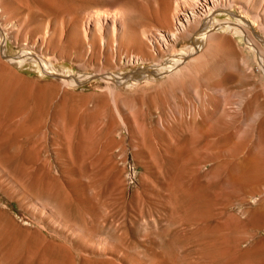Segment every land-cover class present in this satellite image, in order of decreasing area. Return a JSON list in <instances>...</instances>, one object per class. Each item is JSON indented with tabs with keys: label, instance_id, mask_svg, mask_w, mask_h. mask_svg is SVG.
I'll return each mask as SVG.
<instances>
[{
	"label": "rangeland",
	"instance_id": "rangeland-1",
	"mask_svg": "<svg viewBox=\"0 0 264 264\" xmlns=\"http://www.w3.org/2000/svg\"><path fill=\"white\" fill-rule=\"evenodd\" d=\"M6 1L0 0V23L13 33L7 39L8 55L23 47L43 56L46 50H54L73 57L79 56L83 46L71 29L86 14L121 7L126 10L124 19L129 28L148 24L147 29L153 31L167 25L173 4L172 0ZM260 2L248 0L253 11H260ZM237 10L235 7L232 12L237 14ZM46 24L51 27L47 36H53L51 43L38 41ZM125 37L122 44L128 47ZM216 41L211 39V50ZM1 44L0 40V51L4 49ZM189 45L191 41L185 49ZM202 55L196 66L192 64L195 59L191 62L193 71L190 68L192 72H186L191 77L176 78L178 84L185 78L188 87L175 90L150 115L126 118L125 125L114 112V98H118L116 104H132L129 93L139 92L141 87L145 92L160 89L165 86L161 79L140 87L131 82L113 86L94 76L91 66L79 69L68 60L59 65L64 70L59 76L45 72L41 65L30 74L14 76L0 70V264L264 263V216L259 210L264 205V192L253 196L250 190L237 193L226 188L221 177L212 175L216 159L204 154L209 147L226 159L239 157L243 137L251 139V129L264 123L263 110L257 120L238 117L230 125L226 114L240 102H252V93L261 91L259 80L242 79L228 87L231 91L225 89L229 100L225 110L220 107L213 115L212 108L206 107L204 114L213 117L211 128L198 133L196 143L190 145L188 131H180L178 126L197 129L202 124L200 118L188 119L186 115L198 107L204 92L203 82L195 81V77L212 69V65L205 67L207 62L215 63L213 51ZM220 59L224 64V58ZM212 71L217 78L220 69ZM76 73L91 77L72 83L69 77ZM115 90L121 94L115 96ZM123 94L126 98L121 99ZM262 97L260 108L264 107ZM215 98L213 95L208 101L213 103ZM158 118L169 128L167 133L158 127ZM133 120L138 123L136 133ZM222 130L226 131L225 139L217 142L215 138ZM14 179L20 183V190L15 189ZM32 201L81 229L82 238L71 235L67 226L52 224L47 213L31 207Z\"/></svg>",
	"mask_w": 264,
	"mask_h": 264
},
{
	"label": "bare ground",
	"instance_id": "bare-ground-1",
	"mask_svg": "<svg viewBox=\"0 0 264 264\" xmlns=\"http://www.w3.org/2000/svg\"><path fill=\"white\" fill-rule=\"evenodd\" d=\"M7 1L13 2V0ZM172 2L173 4L169 12V18L165 20V22L167 21V25L162 29H155L153 27L155 29L153 31H149L147 29L148 24L146 27L143 25L139 27L129 28V26L126 25L124 19L126 10L121 7L111 12H108L107 10L104 12L102 11V13H94V15L86 14V16L81 19L80 24H74L72 26L73 30L71 29L73 35H75L74 39L75 37L78 38V40H80V43L78 44L80 45L82 43L81 45L83 46L79 53V56L78 53L77 55L75 54L76 57L75 55L74 57L71 55V57L70 55L60 54L59 52H56L54 50H46V56H43L42 54L35 53L36 51L33 52L21 46L20 47L22 49L19 50V52L8 55L10 51L8 48L9 45L7 39L9 38L10 40V37L13 36V33L9 31L10 29L8 31H5L4 29L7 30V28H4L0 23V40L2 41L1 45H3L4 48L0 51V70L1 72L3 71V73L1 74H4L5 70L7 71L5 75H8L9 72L12 73L13 76L20 73L30 74V72L38 70L37 65H41V67L44 68L45 72H51L52 75L54 74V76H59L64 72V70H62L63 67L59 65L66 64L65 61L68 60L69 62L75 64L79 69H84L87 66H91L93 68L94 76H97L99 79H102L105 82L112 84L113 86H119L123 83L131 82L133 84H139L140 87V84L146 85L154 80H158L156 78H159V80L161 79V83H165V86L163 87L162 85V88H160L161 85L160 87L157 85V87L160 89L155 90L153 86V91L148 90L149 92H145L141 91L142 89H144L141 87L139 92H133L132 94L129 93V96L132 95V104H130L128 101L126 102V99L124 100L126 104H122L121 102L119 104H116V101L118 102V98H114V103L116 105L111 101L113 103V109L115 114L117 115L119 122L122 125H125L124 122L126 123V118L131 117L133 119L136 118L134 117V115L138 114L148 115L149 113L150 115L151 111H154L153 109H156V106H159L160 104L165 102V100H167L175 90L188 87V83H185L187 82L185 78L184 80L186 81L183 80V83L179 82L180 84L176 83V78L181 76V80L182 76H186L188 70L189 73H191L193 71V68L190 66L196 63L198 57L204 53L208 55L211 51H213L214 56L212 60L215 61V63L213 62L211 64V62H207L205 67L208 65H212V69L218 67L220 69L219 73L217 74L218 77L216 78V76L212 75V72H214L216 69L214 71H212V69L208 70L206 74H201L204 73L202 71L201 73H199V75L201 74V76L195 77V81L200 80L203 82V85H201V87H203L204 92L202 93L201 99H199L200 101H198V107L189 109L186 112L188 119L200 118L202 120V124L197 129H194V126H178V130L181 131L182 129H186L188 131L189 144L194 145V143H196L195 138H197L196 136L198 135V133H202V131L206 130L208 131L211 128L213 117L204 114V110L206 109V107L210 109L212 108L211 113L213 115L216 113L218 108H224L229 101L226 100L227 96L225 93V89H230L228 87L235 86V84L239 83V81H241L242 79H245L246 81H251L252 79L259 80L258 82L261 91L257 89L258 91H254V94L251 91L253 96L252 102L245 101L247 103H245L244 105L243 102H240L236 106L234 105L235 108H233L234 103L232 102L231 104L230 100L229 105H232L233 110L231 111L229 109L230 111L228 113L227 110L225 111L227 113L226 117L229 119V125L231 124L230 122H233L238 117L250 118L254 120L258 116L260 109L263 110L264 114V107H259L260 97L264 96V14L261 13L264 9V0H261L260 2V11L251 10V7L249 6L251 2L248 3V0H172ZM235 7L238 8L237 14L232 12L233 8ZM128 13L129 12H127V14ZM149 29L151 30V28ZM68 31L70 32V30ZM126 31L127 34L125 35ZM72 32L69 33L71 34V36H73ZM50 33L51 27L46 24L44 34L42 36H39V38L37 37L38 41L43 43L44 41H46L47 36ZM52 35L55 34L53 33ZM123 36H126L125 38L127 40L126 42L128 44V47H124L122 44ZM52 37L53 36L47 39V43L50 39H52ZM213 38H216V40L218 41H216L215 43L214 50H211L210 41ZM12 39L14 42V38ZM190 41L192 45H189L190 47L185 49V46ZM24 43L26 44V42ZM47 43L45 42L44 44ZM179 44H182L180 48H178ZM73 47L76 48L75 45ZM220 58H224V64H220V60H222ZM194 59L195 61H193ZM190 68L192 69V71L190 70ZM207 69L208 68H206V70ZM190 75L188 77H191ZM88 77L91 76H88V74L81 75L79 73H76L75 77L71 75V77L69 78H71L70 80L73 83L82 81L84 79L86 81L88 80L86 79ZM70 80L68 79V81ZM62 83L63 85H67L65 84L66 81L65 83L62 81ZM72 83H70V85ZM148 86L149 85H147V87ZM149 87L151 88V85ZM254 87L256 88L257 86ZM255 88H253V90ZM106 89L107 91H110L111 88ZM128 89L130 90V88ZM138 89L139 88H137V90ZM251 93L249 92V94ZM119 94H121V92L116 93L115 90V96H119ZM124 95L125 94H123L122 97L120 96V98L122 99ZM213 95L216 96V98L213 103H211V101H208V98ZM126 96H128L127 93ZM248 98L250 97L248 96ZM108 100L109 98H107V101H105L108 102ZM105 101L104 104H107L105 103ZM97 102H99V100ZM128 103L131 106L128 105ZM225 108L223 110H225ZM103 110L104 109H102V111ZM263 117L264 115L262 116V119H264ZM133 122L134 132L136 133V131L139 130L138 126H136V124L138 123L135 124V120H133ZM258 124L255 125L257 126ZM157 125L164 132L169 130L167 125L162 123L159 118L157 120ZM251 130V139L247 138L248 136L243 137L244 139L241 143L242 146L240 145L241 152H239V157L237 155H231L230 158L226 159V157H223L220 151L212 150L209 147H206L204 151L206 158L213 157L216 159V162L214 163V166L211 170L212 175L216 178L221 177L226 188L232 190L233 192L238 193L239 191H242L243 193L248 190H250V193L252 194L255 192H264V123H261L260 126L253 127ZM224 131L222 130L217 134L215 138L217 142L221 141L224 138ZM245 138L247 139L245 140ZM87 139L89 142L90 137L87 136ZM84 141L85 143L87 142L86 140ZM84 147L87 148V146ZM80 148H82V146ZM233 156H235V158H232ZM12 182L14 183V186H16L15 189L19 188L18 190H20V183H17L18 181L15 182V179ZM21 189H23V187ZM251 198H253L254 200L255 197ZM263 202L264 201L262 199V205L264 204ZM30 205L33 209L41 211L42 213H47V216L50 217L49 220L53 221L51 222L52 224L54 222V224H56L57 222L59 223V225L67 226L68 228H66L70 230V232L72 233L71 235H80L78 237L82 238L81 235L83 234L81 229L74 225L64 223V221H61L60 217L56 213L52 212L53 210L51 211L49 210V208L47 209L44 204L42 205L38 204V202L36 203L32 201ZM259 210L262 211L264 216V205L259 208ZM85 236H83L84 239ZM104 244L102 245V247L104 246ZM248 262L250 261H247V263ZM255 264L264 263L257 262Z\"/></svg>",
	"mask_w": 264,
	"mask_h": 264
},
{
	"label": "built area",
	"instance_id": "built-area-1",
	"mask_svg": "<svg viewBox=\"0 0 264 264\" xmlns=\"http://www.w3.org/2000/svg\"><path fill=\"white\" fill-rule=\"evenodd\" d=\"M129 169H131V168H129ZM129 171L132 172V170H129ZM128 179H129V183L132 182V178L131 177H128Z\"/></svg>",
	"mask_w": 264,
	"mask_h": 264
}]
</instances>
